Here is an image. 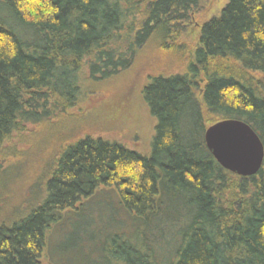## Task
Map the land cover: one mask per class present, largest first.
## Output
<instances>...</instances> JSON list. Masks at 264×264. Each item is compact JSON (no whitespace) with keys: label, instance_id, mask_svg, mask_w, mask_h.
<instances>
[{"label":"trees","instance_id":"16d2710c","mask_svg":"<svg viewBox=\"0 0 264 264\" xmlns=\"http://www.w3.org/2000/svg\"><path fill=\"white\" fill-rule=\"evenodd\" d=\"M202 1L0 0V157L15 156L27 126L70 115L84 65L108 79L150 41L184 54L181 24ZM143 96L156 120L150 153L92 136L65 147L35 205L0 223V264H41L63 215L109 192L137 239L105 243L109 264H155L152 233L164 240L169 228L168 264H264V165L249 178L224 170L204 116L244 121L264 145V0H228L203 24L185 70L150 77Z\"/></svg>","mask_w":264,"mask_h":264},{"label":"rangeland","instance_id":"374dc122","mask_svg":"<svg viewBox=\"0 0 264 264\" xmlns=\"http://www.w3.org/2000/svg\"><path fill=\"white\" fill-rule=\"evenodd\" d=\"M227 4L228 0H203L191 13L190 20L181 24L184 54L171 55L150 41L137 52L127 70L108 79H93L88 65H84L79 73L80 99L69 111L70 115L27 126L13 141L17 149L15 156L0 157V175L5 181L0 193V223L10 222L17 213L23 216L28 213L40 199L55 160L65 147L85 136L119 142L149 154L156 120L144 99V87L150 83V77L184 71L189 53L199 42L203 24L218 16ZM204 116L207 129L219 122L205 108ZM109 193V196L97 195L77 215H63L60 226L49 235V249L41 264H109L111 258L104 257L100 248L106 247L111 238L118 236L137 244L133 220L121 210L116 195ZM175 233L174 228L167 229L164 240L152 233L155 264L173 261L177 247H172L170 242Z\"/></svg>","mask_w":264,"mask_h":264},{"label":"water","instance_id":"95a60500","mask_svg":"<svg viewBox=\"0 0 264 264\" xmlns=\"http://www.w3.org/2000/svg\"><path fill=\"white\" fill-rule=\"evenodd\" d=\"M208 150L226 171L242 177L256 176L264 165V145L252 127L240 120H224L205 133Z\"/></svg>","mask_w":264,"mask_h":264}]
</instances>
